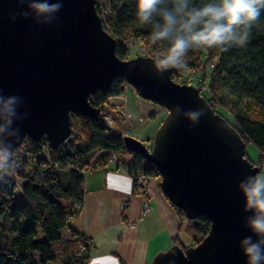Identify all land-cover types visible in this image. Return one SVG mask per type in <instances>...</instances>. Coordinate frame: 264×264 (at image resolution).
<instances>
[{"label":"water","instance_id":"obj_1","mask_svg":"<svg viewBox=\"0 0 264 264\" xmlns=\"http://www.w3.org/2000/svg\"><path fill=\"white\" fill-rule=\"evenodd\" d=\"M59 2L58 12L34 18L18 0H0V95L17 98L11 123L0 118V146L11 150L26 137L44 135L56 148L71 132V115L96 116L90 95L121 77L140 97L169 110L150 150L130 135L122 138L124 147L156 168L162 193L187 219L204 216L210 222L194 246L175 244L149 264H246L239 242L251 235L244 227L251 213L242 210L237 185L259 167L244 157L240 134L213 114L196 87L173 81L171 70L157 73L153 58L120 59L95 0ZM22 11H29L27 18ZM200 108L206 114L190 121L186 114Z\"/></svg>","mask_w":264,"mask_h":264},{"label":"trees","instance_id":"obj_2","mask_svg":"<svg viewBox=\"0 0 264 264\" xmlns=\"http://www.w3.org/2000/svg\"><path fill=\"white\" fill-rule=\"evenodd\" d=\"M105 1L111 10L105 30L115 37V54L122 59L127 50L119 39L129 35L150 38V29L138 26L134 16L135 0ZM194 3H200V0H194ZM150 46L165 53L163 44ZM210 60L214 66L207 75H202V79L207 82L213 103L231 113L236 123L234 127L245 144L251 142L256 148L264 149V12L254 26L246 47H233L226 52L219 49L191 51L186 57L185 68L203 73ZM176 76L177 72L172 69L171 77ZM125 83L123 78L116 77L108 89H98L92 93L90 103L99 106L108 96L123 92ZM134 91L139 95L137 89ZM153 102L160 104L158 101ZM71 120L75 122L73 128L78 134L76 140L69 139V142L51 148L49 152L53 163H57L68 174L67 184L61 182L60 171L46 166L41 168L40 152L46 142L43 135L35 139L25 138L27 150L34 158L24 160L20 169H14L11 162L0 153V176L3 177L0 180V264H47L58 259H61V264H87L83 259L84 254L78 255L72 250L68 254L58 255L51 252L49 245L50 241L62 238L68 244L85 243L84 235L69 224V219L77 214L83 202L84 178L77 172L74 162L76 156L84 162L97 148L105 150L100 155L101 159L109 151L119 152V161L128 164L127 172L133 177L134 192V177L137 173L159 176L156 168L141 155L133 153V158L129 160L122 151L132 152L124 147L119 135H105L98 116L84 117L74 113ZM252 162L257 164L256 161ZM16 179L21 182L19 186L15 183ZM170 204L179 219L186 221L184 211ZM195 219L197 224L194 225V231L201 239L208 232L210 222L204 216ZM4 222L9 232L4 228ZM200 239L189 245H195ZM174 243L179 242L176 240Z\"/></svg>","mask_w":264,"mask_h":264},{"label":"clouds","instance_id":"obj_3","mask_svg":"<svg viewBox=\"0 0 264 264\" xmlns=\"http://www.w3.org/2000/svg\"><path fill=\"white\" fill-rule=\"evenodd\" d=\"M18 3L26 5L34 18L49 17L62 7L59 0H18ZM29 11L19 15L27 18ZM262 12L264 0H200V3L194 0H135L134 16L140 28L150 29L151 45H165V54L154 57L151 64L163 75L172 69L185 68L186 57L191 51L219 49L226 52L233 47H246ZM16 99L0 95V118L7 123H11L10 118L15 114ZM204 114L205 109L200 108L186 115L196 122ZM237 188L243 197L242 210L251 213L244 220V227L251 235L240 240L239 248L246 264H264V173L244 177ZM100 259L92 258L90 264H99Z\"/></svg>","mask_w":264,"mask_h":264},{"label":"crops","instance_id":"obj_4","mask_svg":"<svg viewBox=\"0 0 264 264\" xmlns=\"http://www.w3.org/2000/svg\"><path fill=\"white\" fill-rule=\"evenodd\" d=\"M129 97L138 106V117H147L152 122L149 134H154L163 116L160 104L147 101L135 91ZM128 111L126 108L123 113L130 124ZM91 155L85 161L91 162ZM83 178V202L69 224L84 235L85 243L68 244L60 239L67 254L79 250L85 255L84 260L88 258L87 264L92 258H101L99 264H149L155 255L175 245L176 240L179 242L176 245L185 248L188 245L187 221L179 219L159 182L146 180L143 187L136 184L134 192L127 163L108 160L88 167ZM122 201L127 203L124 208ZM144 201L149 202L150 209L142 213ZM129 221H135V225H127Z\"/></svg>","mask_w":264,"mask_h":264},{"label":"rangeland","instance_id":"obj_5","mask_svg":"<svg viewBox=\"0 0 264 264\" xmlns=\"http://www.w3.org/2000/svg\"><path fill=\"white\" fill-rule=\"evenodd\" d=\"M102 6H103V2H102ZM103 8H104V6H103ZM101 24H102V27L104 29H106V27L103 25L102 22H101ZM136 46H137V49H134V51H127L125 58H122V59L123 60H127V59H131V58H134V57H137V56L150 57V56H147V55L137 54V53H139V49L144 50V47H143L144 45L142 43H138V44H136ZM183 70L188 71L191 75H193L195 77V79L194 78H191L190 75H187V74L183 73L181 69L180 70H177L180 75L177 72V76L175 78H172L171 77V79L173 81H175V82L180 83V84H183V83L184 84H188L190 82L191 85H193L194 87H196L198 89L199 94L204 98L205 102H207V104L210 107V109L212 110L213 114L218 115L219 117L223 118L225 121H227V123L229 125H231L236 130V128L234 127V125L236 123H235V120L232 117L231 113L227 109H225L224 107L219 106V105L213 103L214 100L211 97H209L208 94H207V91L205 89V85L207 84V82H206V80H203L202 79V75L204 76V75H207L208 74L207 69L206 70L204 69L203 70V73H200L199 70H197V69L196 70H192V69L183 68ZM194 71H195V73H194ZM178 78H180V79H178ZM194 80H196V81H194ZM197 81H200V82H197ZM124 91H125V93H124ZM124 91L122 92V97H121L122 100H120V99H117V100H119L121 111L123 110L125 112L126 108L129 110L128 111L129 114H128L127 117H128V119L130 121V124L127 123V120H126L125 116H121L116 111L114 112V109H112V111H113V113H114V115L116 117V120H117V122L115 124V127L117 129H119L120 132H127L128 135L133 136V137H135L137 139H140L142 142H144V144L147 143V146L151 148L152 147V143H153L152 140H153L154 134H151V133L149 134V131L151 132V130H152V127H153L152 126V122L149 119H147V117H141V116L138 117L139 116L138 115L139 113L137 114V112H138V106L137 105H134L133 102H131V98L129 97L131 95V93L134 91V89L127 82L124 84ZM125 102H127L126 106H125ZM211 103H213V105H211ZM160 106H161L160 109L163 112V116L160 119L159 125L161 124V122L164 119V117L166 115H168V113H169V110H168L167 107H165L163 105H160ZM130 112H132L133 114L130 115ZM152 115H149V118ZM99 116L100 115H98V117ZM74 125H75V122L71 120V131L72 132L70 133V136H69V138L71 139V141L76 140L77 135H78L75 132L76 129L73 128ZM24 140H25V138L22 140V142L20 143L19 147H17L14 150V155H13V157H11L12 158L11 161H12V164H13V167L14 168L17 166L20 169L22 167V165H23V161L24 160H26V159L27 160L28 159L31 160L32 158H34V156L28 152L27 147H26V145L24 143ZM66 142H69V140H67ZM245 145H246L245 146V153H246V155L244 153V157L246 159H250L251 161L260 160V156H258V149L259 148H256L251 142H248ZM4 149L5 148H3L2 146H0V153L1 154L3 153V150ZM42 150H46V145L45 144L43 145V147L41 149L40 156H41V154H43V158L46 159V164L43 165L42 164L43 163V160H42L41 161V165H42L41 168H45L44 166H46V167H51V169H53L54 163L51 160L50 155H48L45 151L42 152ZM122 152H123V154L125 156H127V158L129 160L133 158V153H127L126 151H122ZM261 158L264 160V155L263 154H261ZM57 171H60L61 182L63 184H67L68 183V180H69L68 174L65 171L60 170V169H57ZM258 173H264V169H260L258 171ZM151 180L154 181L155 183H158V182H160V177L157 176V175L148 176L147 177V181L150 182ZM15 183L19 186V184L21 182L16 179V182ZM18 193H19V190H18ZM20 197L21 196H19V198ZM17 200H18V202H21V200H19L18 198H17ZM122 202H121V207H122ZM186 221H187V225H186L185 231L189 234V237H190V240L188 242V245H189L193 241L200 239L199 238L200 235L197 234L194 231V225L197 224L196 219H187L186 218ZM3 226L6 229V231L9 232L8 226H7V224L5 222L3 223ZM0 240H1V237H0ZM49 245H50L51 252H53V253H55L58 249L60 251L58 250L57 251V254L59 252H61L62 255L66 253L65 252V248H62L61 247V243L59 242V240L58 241H50L49 242ZM189 246H191V245H189ZM192 246H194V245H192ZM61 263H62L61 262V259H58L56 261H53V260L52 261H49L47 264H61Z\"/></svg>","mask_w":264,"mask_h":264},{"label":"built area","instance_id":"obj_6","mask_svg":"<svg viewBox=\"0 0 264 264\" xmlns=\"http://www.w3.org/2000/svg\"><path fill=\"white\" fill-rule=\"evenodd\" d=\"M102 2H103L104 8L102 6ZM95 8H96V11H97V13H98V15L100 17L101 22L106 27V25H107L106 24L107 23V16L111 13V10L108 7L106 1L105 0H101V1L100 0H95ZM119 40L125 46V48H126L127 51H134V49H137L136 44L142 43L144 45L143 46L144 47V50L139 49V53H137V54H140V55H147V56H150V57L154 58V57H161V56H163L165 54L160 49H153L150 46L151 45L150 38H146V37L139 38V37H135L133 35H129L126 38L119 39ZM213 66H214V64L211 61L208 64V68H207L208 73L213 68ZM174 70L176 72H178L176 69H174ZM181 70H182L183 73H185L187 75H190L191 78H194L195 79V77L193 75H191L188 71L183 70V69H181ZM194 73H195V71H194ZM178 74H179V72H178ZM194 81H196V80H194ZM197 82H200V81H197ZM188 84H191V83L189 82ZM205 89L207 91L208 96L211 97V98H213L212 93L210 92V90L207 87V84L205 85ZM121 97H122V92L119 93V94L110 95L99 106H95V107H97V110H98V113H97L96 116L100 115L99 116V122L101 123V125L104 128L105 135H107L109 137L119 135L122 138L123 136L128 135L127 132H120L119 129H117L115 127V124H116L117 120H116V117H115V115H114V113L112 111V109H114V112L116 111L121 116H125V114L120 109L119 100H117V99L122 100ZM125 118H126V116H125ZM69 136H70V134L60 143V145L63 144V143H65L67 140H69L70 139ZM45 145H46V150H42V152L45 151L48 155H50L49 152H50L51 148L49 147V144H48L47 140L45 142ZM145 145L147 146V143H145ZM15 148L12 149V150H7V149H4L3 150V153L2 154L10 162H12L11 161L12 160L11 157H13V155H14ZM147 149L150 150V147L147 146ZM104 152H105V150H103L101 148L95 149L92 152V155H91V162L90 161L87 162V160L86 161L84 160V162H83V161L79 160V156H76L75 159H74V162H75V165H76V167L78 169L77 172L79 174H81L82 176H84L85 170L88 167H93L94 165L95 166L96 165H100V164H102L104 162V160L115 161V162L118 161L119 162V156H120L119 155V152L109 151V153L107 155H105V157H103L101 159V156L100 155L102 153H104ZM261 154L264 155V149H258V156H260V160H257V165L259 166L260 169H264V160L261 158ZM40 158L43 160V163L42 164L43 165L46 164V159L43 158V154H41V157ZM15 169H19V168L16 166ZM57 169L64 170L63 168L59 167L57 165V163H54L53 170L55 171ZM134 179H135V182H136V184H137L138 187L139 186L140 187H143V185L146 184L147 176H145L142 172H139V173H137L135 175ZM126 204H127L126 201H123L122 202V208H124ZM149 209H150L149 202L148 201H144L143 202V205L141 207V212L142 213H145ZM126 224L129 225V226H134L135 225V221H129ZM80 252L81 251L78 250L77 251V254L78 255L81 254ZM84 261L87 262L88 261V258L85 259Z\"/></svg>","mask_w":264,"mask_h":264},{"label":"bare ground","instance_id":"obj_7","mask_svg":"<svg viewBox=\"0 0 264 264\" xmlns=\"http://www.w3.org/2000/svg\"><path fill=\"white\" fill-rule=\"evenodd\" d=\"M17 147H19V145H18ZM17 147H16V148H17ZM16 148H15V149H16ZM11 164H12V162H11ZM12 166H13V164H12ZM14 169H15V168H14Z\"/></svg>","mask_w":264,"mask_h":264}]
</instances>
